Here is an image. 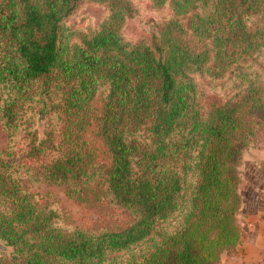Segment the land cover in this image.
Wrapping results in <instances>:
<instances>
[{"label": "trees", "instance_id": "1", "mask_svg": "<svg viewBox=\"0 0 264 264\" xmlns=\"http://www.w3.org/2000/svg\"><path fill=\"white\" fill-rule=\"evenodd\" d=\"M86 5L106 15L69 23ZM142 11L154 29L131 41ZM0 121V264H221L242 153L264 137V0H0ZM21 178L63 186L92 226Z\"/></svg>", "mask_w": 264, "mask_h": 264}, {"label": "rangeland", "instance_id": "2", "mask_svg": "<svg viewBox=\"0 0 264 264\" xmlns=\"http://www.w3.org/2000/svg\"><path fill=\"white\" fill-rule=\"evenodd\" d=\"M105 15L106 11L103 7L98 5H86L74 16L70 17L68 22L83 28L93 27L97 25ZM155 17L156 15L154 13L142 11L138 16L130 19L125 28L128 38L131 41H135L142 32L153 30ZM105 88V86L100 87L96 96L92 100V105L95 110L100 108ZM42 125L43 119L42 116H40L38 119V128L40 131L42 130ZM83 137L95 157L97 166L100 168L107 167L111 157L106 146L98 137H96L93 124L88 125L83 133ZM6 144L7 134L0 121V150L5 147ZM239 170L240 192L242 194L243 202L237 215V224L241 229L245 223L248 203L251 202V204L258 206L264 204V200L262 199L259 202H254V200L257 199L253 195L256 190H252V185H255L256 183L259 184V182L253 179V175H264V137H261L256 143H254V145H250L243 151ZM21 182L23 188L33 196L38 205L41 207H53L57 208L59 211L63 210L68 212V214H70V220L77 227L89 228L96 219V212L92 207L71 198L66 193L65 188L61 185L32 183L26 178H21Z\"/></svg>", "mask_w": 264, "mask_h": 264}, {"label": "crops", "instance_id": "3", "mask_svg": "<svg viewBox=\"0 0 264 264\" xmlns=\"http://www.w3.org/2000/svg\"><path fill=\"white\" fill-rule=\"evenodd\" d=\"M263 176L253 175V179L259 182L252 185V190H256L253 195L257 198L254 202L264 200ZM244 222L239 244L222 253L221 264H264V204L258 206L249 202Z\"/></svg>", "mask_w": 264, "mask_h": 264}, {"label": "water", "instance_id": "4", "mask_svg": "<svg viewBox=\"0 0 264 264\" xmlns=\"http://www.w3.org/2000/svg\"><path fill=\"white\" fill-rule=\"evenodd\" d=\"M0 250H2V251H5L6 250V247L3 246L1 243H0Z\"/></svg>", "mask_w": 264, "mask_h": 264}]
</instances>
